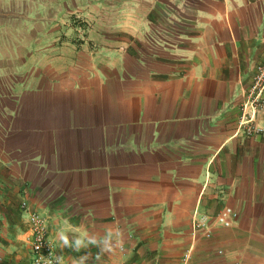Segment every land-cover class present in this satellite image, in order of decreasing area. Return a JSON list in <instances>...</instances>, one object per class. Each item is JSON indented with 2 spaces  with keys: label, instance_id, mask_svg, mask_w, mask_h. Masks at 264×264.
<instances>
[{
  "label": "crops",
  "instance_id": "crops-1",
  "mask_svg": "<svg viewBox=\"0 0 264 264\" xmlns=\"http://www.w3.org/2000/svg\"><path fill=\"white\" fill-rule=\"evenodd\" d=\"M0 41V264L27 211L58 264H264V0H0Z\"/></svg>",
  "mask_w": 264,
  "mask_h": 264
},
{
  "label": "built area",
  "instance_id": "built-area-1",
  "mask_svg": "<svg viewBox=\"0 0 264 264\" xmlns=\"http://www.w3.org/2000/svg\"><path fill=\"white\" fill-rule=\"evenodd\" d=\"M262 116V124L255 123V114ZM242 132L246 135H261L264 133V61L255 66L246 93L245 102L241 106L238 121ZM21 210H27L25 201L19 204ZM233 211L228 205H222L214 214H192L190 219L191 233L200 231L208 236L212 227H229ZM26 224L29 231V264H58L54 257L52 244L47 237L46 221L35 211H27ZM187 258V255H184Z\"/></svg>",
  "mask_w": 264,
  "mask_h": 264
},
{
  "label": "clouds",
  "instance_id": "clouds-1",
  "mask_svg": "<svg viewBox=\"0 0 264 264\" xmlns=\"http://www.w3.org/2000/svg\"><path fill=\"white\" fill-rule=\"evenodd\" d=\"M119 243H120V240L118 239V240H117V244H119ZM112 249H113V248H106L104 251H112Z\"/></svg>",
  "mask_w": 264,
  "mask_h": 264
},
{
  "label": "rangeland",
  "instance_id": "rangeland-1",
  "mask_svg": "<svg viewBox=\"0 0 264 264\" xmlns=\"http://www.w3.org/2000/svg\"><path fill=\"white\" fill-rule=\"evenodd\" d=\"M1 42V41H0ZM2 60H1V57H0V62H1Z\"/></svg>",
  "mask_w": 264,
  "mask_h": 264
}]
</instances>
